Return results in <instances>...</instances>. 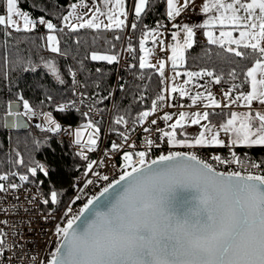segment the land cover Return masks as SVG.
Instances as JSON below:
<instances>
[{"label":"snow or ice","instance_id":"snow-or-ice-1","mask_svg":"<svg viewBox=\"0 0 264 264\" xmlns=\"http://www.w3.org/2000/svg\"><path fill=\"white\" fill-rule=\"evenodd\" d=\"M190 2H194V0H184L183 7L187 8ZM148 3L149 0H138L134 9L136 17L141 16ZM166 3L169 19H175L181 14L178 0H166ZM104 4L108 6V24L99 21L98 15L95 14L90 19L83 20L82 15L76 10L79 7L87 8L88 5L81 3L71 5V11L62 17L63 26L72 31L85 27L123 28L125 19L119 17L128 15L125 10V0H104ZM113 4L115 7H112ZM238 8L243 10V16L238 14ZM213 10L219 15L213 14L205 24L182 25L183 41L178 38L177 34H173V38L176 40V45L171 49L173 67H176L178 59L183 61L184 50L191 48L195 43V28L227 24L236 29H243L239 32V39L233 38L231 31H221L220 39L216 38L213 31H208L207 36L211 43L218 44L222 48L228 45V52L234 53L237 57L251 58L255 62V66L249 68L246 73L250 78V92L236 96L234 102L243 99L249 108L253 101L258 100L260 104H264V0H251L250 3H242V0H234L233 3H228L226 0H208V3L202 7V11L206 14L212 13ZM97 11L99 12V10ZM99 15H104V13L99 12ZM20 21H23L22 27ZM37 24L45 25L49 31H57V26L50 20L43 17L38 21L30 18L28 13L19 8V0H6L5 13L0 14V26H3L5 30L11 28L17 32L32 31ZM131 27L135 29L136 24L133 23ZM59 30L63 31V28ZM147 35L155 36L156 33L149 31ZM116 39L119 37L117 36ZM47 41L52 52H60L59 41L55 35H48ZM144 44L145 41L142 40L140 47L146 55L140 61L141 69L153 67L147 60L148 49H145ZM231 45H235L236 48L233 49ZM241 48L251 51H241ZM130 50L134 51V49ZM91 59L103 60L109 64L118 62L115 55L93 53ZM46 67L59 79V72L54 62H47ZM164 67L162 62L159 66L161 76L164 75ZM206 74L213 75L211 72ZM186 75L188 81L191 82L194 75L202 74L188 72ZM232 75L235 76V73ZM72 76L75 78V73H72ZM60 82L63 83V80ZM215 82L219 84L220 79L216 78ZM120 88L123 90V85ZM163 91L167 92L168 89L165 88ZM171 92H179L181 96L189 95L185 88H178L175 84H173ZM225 96L231 99L229 92H225ZM190 98L193 104L202 98L206 99L208 103L204 105L205 108L221 107V104L210 92L206 97L197 93L195 97ZM48 99L50 100L51 97ZM164 99V95L157 97V100L163 101ZM23 107L25 114H34L27 100L23 101ZM66 107L68 106L59 105L58 110L63 112ZM89 110H92V105H89ZM156 110L157 104L154 101L151 110L141 112L133 120L131 127L125 116H116L114 123L123 126L125 131L114 129L122 143L113 142L111 151L113 153L122 151L123 153L122 174L115 184L125 181V194L120 196L118 192L112 193L113 199L119 197L116 204L112 205L107 212H101L99 208L93 209L82 222L79 231L74 229V224L79 216L68 220L65 227L57 224L54 234L59 238V246L52 254L50 264H264V174L245 176L241 175L239 171L218 172L212 164L202 159L194 151H170L147 163L148 151L153 146H157L156 141L148 136L144 138L145 150L135 153L139 157V166H137L133 159L134 153L123 151L124 145L136 148L134 143H130V133L135 131L137 122L143 124L150 115L155 114ZM11 115L13 112L10 111L9 116ZM15 115L20 114L15 113ZM84 115L88 116V113L86 112ZM209 117L208 111L196 112L191 117L188 113L181 112L175 123L169 125L170 131L160 128L155 131L162 134L171 148L224 147L225 142L219 138L221 131L230 138V147H264V113L256 111L254 114L250 112L239 117L237 113L233 112L230 118L215 131H213L214 125ZM46 119L50 125L45 129L46 131H61V125L53 119L51 113L46 114ZM163 119L170 121L173 116L165 114ZM189 119L192 124H199L201 121H208V124L203 126L204 131L198 137L177 139L176 130L182 129ZM238 120L239 124H237ZM254 121H258V123H254ZM150 123L156 125L157 120L153 119ZM86 127L93 130L88 138V144L92 146L88 150L92 151L95 150L97 134L101 130L91 119L88 120ZM143 131L150 133L153 129L145 127ZM208 132H211L210 137L205 134ZM80 136L81 133L77 131V143L81 142ZM231 155V161L222 159L220 156H213L211 159L223 164L236 163L240 165L241 161L236 153L232 152ZM83 158L88 159L87 156H83ZM19 162L22 164L23 160L21 159ZM95 163V161L88 163V171L93 170ZM255 167H260V165H255ZM29 171L34 177L38 175V172L44 176L49 175L45 165L39 163ZM95 175L99 176L100 174L95 173ZM8 178L7 174L0 175V181H6ZM100 178L105 181L109 179L107 175ZM28 179L29 177L26 175L20 176L21 181H28ZM87 183L92 184L93 181L88 180ZM115 184L105 187L100 196L109 193L110 189L115 188ZM177 186L196 191L201 208L195 218H174L169 215L164 194ZM8 188L18 189L19 185L9 184L6 187L4 183L0 182V193L6 192ZM100 196L89 199L79 215L89 212ZM29 202L31 203V201ZM42 202L45 205L55 204L57 193L52 191L50 200L45 198ZM109 204H111V200H106L102 206L108 207ZM7 211V209L0 208V212ZM93 217L95 218L93 219ZM47 219L48 217H44L45 222ZM0 224L7 225L8 222L0 221ZM162 229L170 233L164 240L158 238ZM9 235L0 228V257H4L6 248L9 251L14 248V245L7 241ZM149 255L152 259L145 258Z\"/></svg>","mask_w":264,"mask_h":264},{"label":"trees","instance_id":"trees-1","mask_svg":"<svg viewBox=\"0 0 264 264\" xmlns=\"http://www.w3.org/2000/svg\"><path fill=\"white\" fill-rule=\"evenodd\" d=\"M76 1L19 0V8L28 13L30 18L38 21L43 17L57 26L54 32L59 40V53L47 47V28L43 30L37 24L32 31L17 32L0 26V175L28 176V180L42 188L45 198L49 200L51 192L55 191L57 202L47 204L51 209L66 204L73 190L74 178L83 174L86 168L85 162L70 144L60 137L65 128L79 127L91 119V116H85L71 107L63 112L58 110L59 105L70 103L75 96L72 73L79 75L83 93L81 102L86 105V109L92 105L93 110L102 114L103 118L98 123L101 131L107 124L106 115H111L110 129L114 130L118 128L114 123L117 115H123L131 122L141 112L149 110L154 101L158 108H164V100H157L158 96L165 94L164 78L156 68L141 69L139 64L142 54L140 41L146 32L158 28L159 23L166 18V0H149L144 12L137 17L136 28L133 29L134 39L129 43V49H134L130 50L133 66L119 74L117 62L109 64L106 61H94L91 54L115 55L118 58L124 30L81 28L72 31L65 28L62 17L69 13ZM5 6L6 0H0V14L5 13ZM196 31L195 43L186 50L182 69L202 71L207 80L219 78L220 83L217 85L229 88V92L247 93L250 90V78L246 73L255 64L254 60L237 57L227 51L228 46L222 48L211 43L206 39L203 29ZM117 36L119 39H116ZM49 61L54 62L58 69L59 79L46 67ZM207 72L213 75L209 76ZM129 75L133 77L131 82H127ZM24 100L29 102L36 117L51 113L61 125V131H46L39 123L30 124L29 129L25 130H7L4 120L10 103H20L25 112ZM181 101L182 97L176 103ZM208 112L209 120L215 125L226 122L232 113L229 109H210ZM208 149L227 151L226 146ZM234 149L242 157L260 165L261 174H264V147ZM21 159L22 164L19 162ZM38 163L45 165L48 176L39 172L35 177L31 175L29 169Z\"/></svg>","mask_w":264,"mask_h":264},{"label":"built area","instance_id":"built-area-1","mask_svg":"<svg viewBox=\"0 0 264 264\" xmlns=\"http://www.w3.org/2000/svg\"><path fill=\"white\" fill-rule=\"evenodd\" d=\"M128 3L129 16L124 29L123 44L117 62L118 74L121 71L130 70L133 66L129 43L134 39L131 25L133 23L136 24L137 18L132 14L134 0H128ZM195 18L193 7L189 6L174 22L168 21L165 18L159 23V27L164 31L166 39V49L165 52L161 53L162 57L166 58L169 50L176 44L172 37L175 23L179 21L189 23ZM38 25L41 29L45 30V25ZM132 80V75H129L127 82H131ZM73 91L75 96L71 99L70 103L61 105H67L68 107L65 109L71 107L82 113L87 112L88 116H91L93 123L98 125L103 116L97 110L92 109L90 111L86 109V105L81 102L83 93L81 91L78 73L75 74V78L73 79ZM224 92H229V88H221L218 85L215 86V95H220ZM165 95L163 101L164 108L160 109L157 106L155 114L150 115L143 124L137 122L135 131L130 133V143H134L136 148H129L127 144L124 145L123 151L134 153L133 159L137 166H139V157L136 156L135 153L145 150L144 138L148 136L156 141L157 146H153L148 151V156L146 158L147 163H150L153 159H158L160 155L168 154L170 151H194L202 159L212 164L218 172L229 173L232 171H239L241 175L245 176L248 174H261L260 167H255V165H257L256 163L242 157L234 148L228 146H226V152H222L218 149H208V147H199L196 149L171 148L170 145L166 143V139L162 134L155 131L157 128L165 130L163 113L164 110L169 109V95L168 93H165ZM180 100L181 97L179 95L176 96V102H180ZM151 108L147 111H150ZM104 118L107 124L104 130L100 131L97 136V144L94 146L95 150H88L92 147L88 144V141L86 143L81 141L80 143L76 142L73 144L72 139L74 135L72 128H65L60 133L61 139L66 140L70 144L77 156L85 162L86 166L85 172L74 178L71 196L62 207L48 208L47 205L42 202L45 199L42 188L32 180L21 181V175L19 174H15L9 177L8 180L2 182L6 187L9 184H17L19 188H8L6 192L0 193V208L8 210L7 212H0V221L6 220L8 222L7 225L0 224V228L10 234L7 237V241L14 245L11 251L7 250V248L5 249L4 257L0 258V264H50L52 254L59 246V238L54 234L56 225L59 224L61 227H65L68 220L72 219L74 216H79L81 209L84 208L89 199L94 196H99L105 187L115 184V182L119 180L124 165L122 158L123 153L122 151L113 153L111 151V144L113 142L119 144L122 143V141L120 136H118L114 130L110 129L111 115H106ZM153 119L157 120L156 125H151L150 122ZM132 123L133 121L129 122L130 127ZM145 127H150L153 131L145 133L143 131ZM117 129L119 131H125L123 126H118ZM221 137L223 136L220 135L219 138ZM232 152H235L237 157H239L241 161L240 165L236 163L223 164L211 159L213 156H220L222 159L231 161ZM83 156H87L88 159L85 160ZM92 161L96 163L93 165V170L88 171L87 165ZM95 173H99L100 175L97 176ZM104 175L108 176L109 179L107 181L100 178ZM88 180H92L93 183L88 184ZM77 197H80V199H77ZM29 201H31V203ZM69 209H71V211H68ZM44 217H48L46 222Z\"/></svg>","mask_w":264,"mask_h":264},{"label":"rangeland","instance_id":"rangeland-1","mask_svg":"<svg viewBox=\"0 0 264 264\" xmlns=\"http://www.w3.org/2000/svg\"><path fill=\"white\" fill-rule=\"evenodd\" d=\"M242 1H243L242 3H250V0H242ZM187 8H184V9L186 10ZM181 13H183V11ZM182 25H184L183 21L178 22L174 26V28H176V29H174V31L172 33V37H173V34L175 33V34H177L178 38L181 41H183V39H184V32H183ZM241 30H243V29H238L236 31L238 34L237 36H239V32ZM150 31H153L156 33L155 36H150V40H152V41L155 40V43H153L151 46H148L147 41H148L149 35H147V33L149 31L146 32V34L141 39V41L142 40L145 41L144 47H145V49H148L147 54L151 55L152 59L154 60V64H155L154 66L157 68V70L159 71V66L162 62L165 65V67L163 69L164 75L162 77L164 78V89L165 88L168 89V91L167 92L164 91V93H166V94L168 93V95H169V109L164 110L163 116L165 114H172V116H173V119L170 121H165L163 119L164 123H165V130L166 131H170L169 125L175 123L176 119H178V117H179V113H181V112L188 113L189 117H191L196 112H204V111H209L210 109H214V108H205L204 105L207 104L208 101L206 99H203V98L201 100H198L195 104H193L192 99L190 97H195L197 93L201 94L202 97H206L208 95V93L210 92L216 98V100L221 104L220 108H231L232 113L233 112L237 113L239 117H243L245 114L250 113V112L252 114H254L256 111H260V112L264 113V104H260L258 100L253 101L250 108H249V106L246 105V103L243 99H240L239 101L234 102V98L236 96H242L244 94L249 93L251 90V86H250V90L247 93H232V92H230V96H231V99H230V98L225 96V92L220 94V95L214 94V88L217 85L214 78L207 80L206 78L203 77L204 72H202V71H192V70L182 69L184 67V64H185V52L187 49H185L183 52V61L181 62L178 59L176 67H173L171 49L169 50L166 58L161 56V53L165 52V49H166V39L164 36V31L162 29H159V28L152 29ZM209 31H213V30H209ZM195 32H197V31L195 30ZM232 32H234V31H232ZM50 33L54 34L55 32L48 30L47 34H50ZM207 33H208V31H207ZM207 40L209 41L208 36H207ZM141 41H140V45H141ZM174 41L176 42L175 39H174ZM140 49H141V47H140ZM141 53H142V58H143V54H146V53H145V51H142V49H141ZM254 66H255V64L252 67H254ZM188 72L201 73L202 75H200V76L194 75L191 82H189L188 77L186 75V73H188ZM51 73H52V71H51ZM177 73H179V75H177ZM54 76L57 77L56 75H54ZM258 79H259V75H258ZM198 80H199V82H198ZM173 84H175V86L178 88H181V87L185 88L187 90V92L189 93L188 96H181L183 98V101L180 104L176 103L173 100L174 94L177 96L180 95L179 92H176V93L171 92V88H172ZM225 105H230V106L226 107ZM251 110H254V111H251ZM31 115H34V114L31 113ZM53 119L57 122V120L54 117H53ZM33 120H34V118L30 117V121H33ZM37 120L39 123L38 125L42 129H47L48 127H50V125L48 124V121L46 119V114L45 115H39L37 117ZM239 123H240V121L238 120L237 124H239ZM254 123H258V121H254ZM207 124H208V121H201L199 124H192L190 122V119H189L187 122H185L184 127L182 129L178 128L176 130L177 131V139H184V138L192 139V138L198 137L200 135V133L204 131L203 126L207 125ZM86 125H87V122L84 123L83 125L79 126V127L72 128V132L74 135V138L72 139L73 144L76 143V132L77 131H79L81 133L80 141H82L83 143H86L88 141V138L92 134L93 130L91 128L86 127ZM212 125H214L213 131H215L216 129L220 128L221 124L215 125L212 123ZM205 134L209 137L211 136V132H208ZM220 135L223 136L220 139L225 142V145H230V138L225 136L223 131H221ZM97 136H98V134H97ZM213 147H215V146H213ZM235 147H243V146H235ZM215 148H217V147H215Z\"/></svg>","mask_w":264,"mask_h":264},{"label":"water","instance_id":"water-1","mask_svg":"<svg viewBox=\"0 0 264 264\" xmlns=\"http://www.w3.org/2000/svg\"><path fill=\"white\" fill-rule=\"evenodd\" d=\"M13 112V115L9 116V112ZM9 112L5 115V128L7 130H25L29 129L30 124H37L38 120L36 115L25 114L23 112L21 104L18 102L10 103L9 105ZM15 113H19L20 115H15ZM30 117L34 118V121H30ZM126 190V182L121 181L119 184H115V188L110 189L109 193H105L104 196H100V199L96 201V203L92 206V209L89 212L84 213L83 215H79V218L76 220L74 224V229L79 231L82 222L85 221V218L90 215L93 209L99 208L101 212H107L112 205L116 204V199L112 198V193L118 192L120 196L125 194ZM165 203L167 207V211L169 215L172 217H187L190 219L195 218L198 211H200L201 205L199 202V197L194 189L186 188V187H175L172 188L170 191L165 192ZM106 200H111V204L108 207H103V203ZM95 217H93L94 219ZM170 233L164 231L163 229L158 234V238L161 240L166 239ZM146 259H152V257L146 256Z\"/></svg>","mask_w":264,"mask_h":264},{"label":"crops","instance_id":"crops-1","mask_svg":"<svg viewBox=\"0 0 264 264\" xmlns=\"http://www.w3.org/2000/svg\"><path fill=\"white\" fill-rule=\"evenodd\" d=\"M226 2H228V3H233L234 2V0H226ZM243 2V1H242ZM250 2H251V0H250ZM81 3H86L87 5H88V7L87 8H84V7H79V8H77V12L78 13H80L81 15H82V17H83V20H88V19H90L94 14L95 15H98V18H99V21H103V23L104 24H108L109 23V21H108V19H107V14H108V6H106L105 4H104V0H77L74 4H81ZM138 3V0H134V5H133V9H132V14H133V16H135L136 17V15H135V11H134V9H135V6H136V4ZM205 3H208V0H194V2H190L189 3V5H188V7L189 6H192L193 7V10H194V15H195V19L192 21V22H189V23H184V24H188V25H190V26H193V25H202V24H205V23H207V21L208 20H210L211 18H212V16H213V14H215V15H219V13L218 12H215V10H213V12L212 13H204L203 11H202V7H203V5L205 4ZM128 5H129V3H128V0H125V10L127 11V13H128V15H127V17H119L120 19H125V26H126V24H127V19H128V16H129V8H128ZM183 5H184V0H178V6L180 7V9H181V12L183 11H185V9H184V7H183ZM112 7H115V5L113 4L112 5ZM97 10H99V12H103L104 13V15H99V12L97 11ZM70 11H71V9H70ZM69 11V12H70ZM182 14V13H181ZM181 14L179 15V16H177V17H175V19H169V17L167 16V3H166V20H168V21H171V22H174L176 19H178L180 16H181ZM238 14L239 15H241V16H243L244 15V12H243V10L242 9H239L238 8ZM68 15V14H67ZM66 16V15H65ZM137 18V17H136ZM75 22V21H74ZM180 22V21H179ZM178 23V22H177ZM177 23H175V25L177 24ZM20 24H21V27H22V25H23V21H20ZM62 25H63V21H62ZM125 26L123 27V28H116V27H112V28H105V27H101L100 29H108V30H117V29H121V30H124L125 29ZM65 28H67V27H65ZM85 28H87V27H85ZM159 29H160V27H158ZM67 29H69V28H67ZM81 29V28H80ZM90 29H95V28H90ZM174 29H176V28H174ZM199 29H203L204 30V34L206 35V39H207V31H209V30H213V32H215V36H216V38L217 39H220V36H219V33L221 32V31H234V32H232L233 33V38H235V39H239V36H237L238 34H237V30L238 29H236V28H233L232 26H230V25H224V26H220V25H216V26H214V27H207V28H201V27H197V28H195L194 30H199ZM48 35H55L56 37H57V35L54 33H50V34H47L46 35V38H47V36ZM57 39H58V37H57ZM224 39H227V38H224ZM59 41V40H58ZM147 43H148V46H151L152 44H153V41L152 40H150V36L148 37V41H147ZM216 45H218V44H216ZM225 46H228V45H225ZM47 47H48V49L50 50V45H49V43H48V41H47ZM231 47H236L235 45H231ZM150 49V48H149ZM51 51V50H50ZM143 51V50H142ZM95 54H97V55H105V54H100V53H95ZM92 55V54H91ZM145 55L146 54H143V58H145ZM141 58H142V54H141ZM147 60H148V62L151 64V65H153V67L154 68H156L154 65V60L152 59V57H151V55L150 54H147ZM94 61H103V60H94ZM140 61H141V59H140ZM156 70H157V68H156ZM158 71V70H157ZM159 72V71H158ZM205 76V74L203 75V77ZM198 82H199V80H198ZM217 84V83H216ZM231 92V91H230ZM229 92V93H230ZM164 96H165V94H164ZM176 96L177 95H175L174 94V96H173V100L176 102V100H175V98H176ZM181 96V95H180ZM182 101H183V98H182ZM181 101V102H182ZM187 102V101H186ZM178 104H180V103H178ZM214 109H229V110H232L231 108H214ZM251 111H254V110H251ZM225 146H228V147H230L229 145H225ZM256 147V146H255ZM231 148H236V147H231Z\"/></svg>","mask_w":264,"mask_h":264}]
</instances>
